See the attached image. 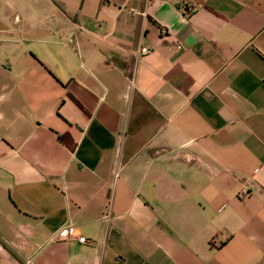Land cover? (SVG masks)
I'll list each match as a JSON object with an SVG mask.
<instances>
[{
	"label": "crops",
	"instance_id": "1",
	"mask_svg": "<svg viewBox=\"0 0 264 264\" xmlns=\"http://www.w3.org/2000/svg\"><path fill=\"white\" fill-rule=\"evenodd\" d=\"M0 264H264V0H0Z\"/></svg>",
	"mask_w": 264,
	"mask_h": 264
},
{
	"label": "built area",
	"instance_id": "2",
	"mask_svg": "<svg viewBox=\"0 0 264 264\" xmlns=\"http://www.w3.org/2000/svg\"><path fill=\"white\" fill-rule=\"evenodd\" d=\"M240 194L248 195L249 191L247 189H242ZM72 235H77V238L83 242L89 240V238L84 234H80V235L76 234L75 227L72 224L64 225L63 227L56 230L53 234L54 237H59V238H65Z\"/></svg>",
	"mask_w": 264,
	"mask_h": 264
}]
</instances>
